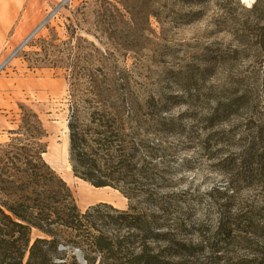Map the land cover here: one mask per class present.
<instances>
[{
  "label": "rangeland",
  "instance_id": "1",
  "mask_svg": "<svg viewBox=\"0 0 264 264\" xmlns=\"http://www.w3.org/2000/svg\"><path fill=\"white\" fill-rule=\"evenodd\" d=\"M92 77L115 89L109 101L169 121L156 133L194 226L185 264L259 256L264 234H246L243 219L230 236L216 227L247 212L264 224V0H0V143L26 107L77 206L123 209L119 191L90 185L69 161L71 102Z\"/></svg>",
  "mask_w": 264,
  "mask_h": 264
},
{
  "label": "trees",
  "instance_id": "2",
  "mask_svg": "<svg viewBox=\"0 0 264 264\" xmlns=\"http://www.w3.org/2000/svg\"><path fill=\"white\" fill-rule=\"evenodd\" d=\"M85 93L71 102L67 122L72 172L118 190L127 206L98 202L80 209L43 158L40 120L21 106L13 136L0 143V264H185L197 246L189 238L194 226L182 203L186 192L167 175L169 154L156 133L169 121L144 104L109 101L118 96L115 89L93 77ZM252 215L220 218L218 233L232 235L243 219L246 234L262 236L264 224ZM241 239L250 246L249 237ZM261 246L255 247L259 256L242 264H264Z\"/></svg>",
  "mask_w": 264,
  "mask_h": 264
},
{
  "label": "water",
  "instance_id": "3",
  "mask_svg": "<svg viewBox=\"0 0 264 264\" xmlns=\"http://www.w3.org/2000/svg\"><path fill=\"white\" fill-rule=\"evenodd\" d=\"M75 253H76L78 259L81 260L83 263H85V261L83 260L81 254L78 252V250H75Z\"/></svg>",
  "mask_w": 264,
  "mask_h": 264
},
{
  "label": "bare ground",
  "instance_id": "4",
  "mask_svg": "<svg viewBox=\"0 0 264 264\" xmlns=\"http://www.w3.org/2000/svg\"><path fill=\"white\" fill-rule=\"evenodd\" d=\"M64 154H65V152H64ZM86 183V182H85ZM91 185V184H90ZM93 186V185H92ZM106 187H109V186H106ZM111 188V187H110ZM113 190H115V191H117L118 192V190H116V189H113ZM89 195V194H88ZM122 199H126L124 196H122Z\"/></svg>",
  "mask_w": 264,
  "mask_h": 264
},
{
  "label": "crops",
  "instance_id": "5",
  "mask_svg": "<svg viewBox=\"0 0 264 264\" xmlns=\"http://www.w3.org/2000/svg\"><path fill=\"white\" fill-rule=\"evenodd\" d=\"M89 204H93V203H89ZM89 204H87V205H89Z\"/></svg>",
  "mask_w": 264,
  "mask_h": 264
}]
</instances>
